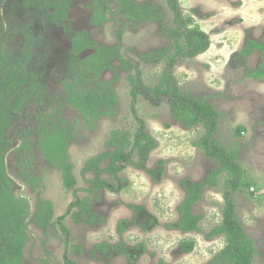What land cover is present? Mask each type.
<instances>
[{
  "label": "rangeland",
  "instance_id": "rangeland-1",
  "mask_svg": "<svg viewBox=\"0 0 264 264\" xmlns=\"http://www.w3.org/2000/svg\"><path fill=\"white\" fill-rule=\"evenodd\" d=\"M133 1L149 7L154 19H129L124 12L117 11L115 2H110L106 20L98 27L91 24L90 0H70L67 16L71 28L87 31L89 38L100 45L118 46L123 58L134 66L129 72L120 70L112 83L119 99V109L113 119L102 118L94 129H89L71 107L64 106V118L75 121L76 131L67 154L77 189L86 188L84 178L92 177L90 174L81 175L84 161L108 150L106 141L111 131H133L128 74L139 75L141 83L147 87H153L161 75L162 62H144L139 55L156 50H165L169 55L173 49L161 26L162 23L169 27L172 24L165 0ZM37 2L5 0L0 9V64L12 62L19 56L23 47L20 29L30 26L29 34L35 37L34 52L41 58L34 69L39 81L46 85L41 105L30 107L26 115L17 116L11 124L9 138L14 144L5 156L15 193L28 202L24 262L65 264L63 257L68 252V258L76 264H212L213 256L223 248L224 242L222 236L209 239L206 234L221 222L224 176L219 177L216 188L202 189L201 200L193 208V212L201 216L199 230L183 235L175 229L176 208L184 198L183 181L197 184L219 169V165L196 147L203 132L201 126L185 128L176 123L165 101L148 99L144 93L138 97L135 109L157 146L144 171L128 166L119 174L127 182L118 193L102 191L89 197L92 211L103 219L102 223L86 225L74 222L69 216L64 218L63 224L81 252L65 247L56 225H51L45 234L36 227L33 215L37 195L17 175L15 148L20 143L19 131L36 118L38 109L49 105L50 101L55 105L63 102L62 80L69 52V40L61 28L42 27L38 9L34 8ZM178 2L183 13L192 17L207 33L211 44L204 54L178 63L173 76L182 95L193 98L209 96V102L220 113L217 142L229 150H236L238 163L244 171L243 187L234 195L235 212L255 245L252 264H264V78L255 81L246 75L249 68L264 67V56L255 52L247 62L236 56L248 38L264 44V0ZM159 12L162 21L157 18ZM113 65L118 63L114 61ZM113 77L112 72L106 71L101 79L108 82ZM34 154V172L41 184L38 191L42 198L52 203V220L55 221L65 214L74 200L73 192L63 189L59 171L42 160L37 150ZM147 170L155 171V176L148 174ZM77 195L84 197L85 193L80 191ZM132 205L143 208L137 222L147 225V231L131 223ZM121 220H127L129 225L119 235L116 225ZM182 242L189 244L191 250L182 251ZM100 243L107 246L96 248Z\"/></svg>",
  "mask_w": 264,
  "mask_h": 264
},
{
  "label": "trees",
  "instance_id": "trees-1",
  "mask_svg": "<svg viewBox=\"0 0 264 264\" xmlns=\"http://www.w3.org/2000/svg\"><path fill=\"white\" fill-rule=\"evenodd\" d=\"M3 2L4 0H0V9ZM110 2H115L117 11L124 12L129 19H154L155 15L149 7L133 0H91V24L98 27L103 24L106 13L110 10ZM165 5L171 14L172 24L169 27L162 23L161 26L166 37L172 42V52L167 55L165 50H156L139 55V59L144 62H162L161 75L153 87H147L141 83L139 75L128 74L130 109L134 118L133 131H111L106 141L108 150L84 161L81 175L92 176L84 178L87 187L76 188L77 180L67 154L76 131L75 121L64 118L62 111L64 106L71 107L89 129H94L102 118L113 119L119 109V99L112 83L118 78L120 70L129 72L134 66L123 58L118 46L100 45L92 41L85 31L68 35L70 50L62 80L63 102L55 105L50 101L49 105L38 109L36 118L26 128L19 131L20 143L15 148L18 160L17 175L37 195L33 215L36 227L45 234L51 225H56L62 234L65 247L73 252H81L80 247L73 243L69 229L63 224L64 218L69 216L74 222L86 225L102 223L103 219L92 211L89 197L102 191L118 193L127 182L119 174L128 166L144 171L150 154L157 146L156 140L146 129L145 121L137 115L135 109L138 97L144 93L148 99L165 101L169 106L171 118L176 123L185 128L201 126L203 132L196 147L219 165V169L208 174L197 184L187 183V180L182 182L184 198L176 208L178 218L175 229L183 235L199 230L201 216L195 214L193 208L201 200L202 189L216 188L219 177L223 175L221 222L206 234L209 239L223 237V248L213 256L212 264H252L255 245L246 235L235 212L234 195L243 187L244 180V171L238 163L237 152L217 142L220 113L209 102L210 97L193 98L182 95L173 76V69L178 63L194 59L209 49L210 38L192 17L183 13L178 0H165ZM65 8L66 5H61L60 2L46 1L42 12L46 19L60 25L62 22L67 23ZM157 18L163 20L161 12L157 14ZM21 30L23 47L19 56L12 62L0 64V264H29L24 262L23 258L27 243L28 202L16 195L15 184L7 173L5 156L14 144L9 138L14 119L26 115L30 107L38 103L41 105L46 95V85L39 81L34 69L41 61L40 56L34 52L35 39L27 33L28 28L22 27ZM64 31L71 32L69 25ZM120 35L119 32L118 36ZM255 52L264 56V44L248 38L236 56L247 62ZM114 61L118 65L114 66ZM106 71L113 73V80L106 82L101 79ZM246 75L250 80L263 79L264 67L258 65L256 68H249ZM35 150L42 160L59 171L63 189L73 192L74 200L68 205L65 214L55 221L52 220V203L42 198L38 191L41 184L34 172ZM147 173L151 176L156 174L153 170H147ZM80 191L85 193L84 197L77 195ZM130 209L134 212L131 223L136 224L142 231H147V225L145 227L137 222L138 214L143 208L132 205ZM128 225L127 220L119 221L116 225L117 233L123 234ZM106 246V243H100L95 247ZM180 248L182 251L191 250V246L186 242H182ZM67 253L63 257L64 263L76 264L68 258Z\"/></svg>",
  "mask_w": 264,
  "mask_h": 264
},
{
  "label": "flooded vegetation",
  "instance_id": "flooded-vegetation-1",
  "mask_svg": "<svg viewBox=\"0 0 264 264\" xmlns=\"http://www.w3.org/2000/svg\"><path fill=\"white\" fill-rule=\"evenodd\" d=\"M5 1V0H4ZM32 1V0H31ZM38 2V4H37V6H33L34 8H37L38 9V15L40 16V20H41V24H42V27L43 26H47V25H53V26H56V27H59V28H61L62 29V31H63V33L64 34H66V36L68 37V40H69V34H73L74 32H78V31H84V30H74V29H72L71 28V25H70V23H69V20H68V16H67V11H68V9H69V6H70V0H54V3H58V2H60V4L61 5H66V8H65V17H66V20H67V23L66 22H62L60 25L59 24H57V23H54L53 21H49L48 19H46V16H44V13L42 12V9H43V4L47 1H49V2H51L50 0H37ZM4 3V2H3ZM27 4L29 5L30 4V1H28L27 2ZM90 4H91V0H90ZM3 5V4H2ZM31 8H32V5H31ZM90 10H91V13H92V16H93V10H92V8H89ZM92 19V18H91ZM43 22H45V24L43 23ZM67 25H69V27H70V29H71V32L69 33V32H65L64 31V28L67 26ZM93 25V24H92ZM22 27H24V26H22ZM21 27V28H22ZM26 28H28V34H29V31H30V26H25ZM86 33H87V31H85ZM20 34H23L22 33V30L20 29ZM88 34V33H87ZM34 39H35V37H34ZM245 41V40H244ZM243 45H244V43H243ZM69 50H70V41H69ZM86 53H89V52H86ZM85 53V54H86ZM68 58H69V52H68V57L66 58V62H65V69H66V63H67V61H68ZM65 71V70H64Z\"/></svg>",
  "mask_w": 264,
  "mask_h": 264
}]
</instances>
